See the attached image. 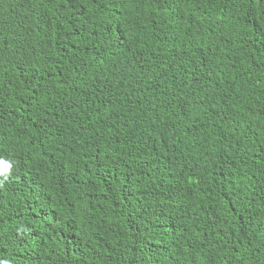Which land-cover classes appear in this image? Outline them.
<instances>
[{"label":"trees","instance_id":"obj_1","mask_svg":"<svg viewBox=\"0 0 264 264\" xmlns=\"http://www.w3.org/2000/svg\"><path fill=\"white\" fill-rule=\"evenodd\" d=\"M0 161V264H264V0H0Z\"/></svg>","mask_w":264,"mask_h":264},{"label":"clouds","instance_id":"obj_2","mask_svg":"<svg viewBox=\"0 0 264 264\" xmlns=\"http://www.w3.org/2000/svg\"><path fill=\"white\" fill-rule=\"evenodd\" d=\"M10 173L11 166L4 161H0V176H5L6 178L7 175H10ZM0 186H2V184H0Z\"/></svg>","mask_w":264,"mask_h":264},{"label":"bare ground","instance_id":"obj_3","mask_svg":"<svg viewBox=\"0 0 264 264\" xmlns=\"http://www.w3.org/2000/svg\"><path fill=\"white\" fill-rule=\"evenodd\" d=\"M199 15V14H198ZM206 18V17H205ZM207 111V110H206ZM209 111V110H208ZM101 174V173H100ZM88 175V174H87ZM90 175V174H89ZM103 175H105V174H103ZM87 177V176H86ZM89 178V177H88ZM87 179V178H86ZM91 179V178H90ZM93 179V178H92ZM88 181V180H87ZM163 216H164V214H163ZM134 228V227H133ZM126 230V229H125Z\"/></svg>","mask_w":264,"mask_h":264}]
</instances>
